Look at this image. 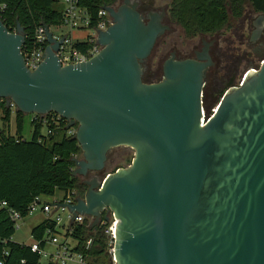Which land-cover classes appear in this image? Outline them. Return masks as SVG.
<instances>
[{
  "label": "water",
  "instance_id": "water-1",
  "mask_svg": "<svg viewBox=\"0 0 264 264\" xmlns=\"http://www.w3.org/2000/svg\"><path fill=\"white\" fill-rule=\"evenodd\" d=\"M102 7L112 24L97 29L96 55L62 66L55 52L64 35L42 23L47 45L34 70L24 64L23 26L16 21L13 32L0 19V97L76 126L74 176L102 170L117 146L134 151L129 165L90 176L75 203L53 204L90 217L91 228L110 209L116 264H264V53L241 84H225L203 123L207 44L195 58L172 53L162 78L146 82L145 61L170 30L167 10L144 20L134 0ZM256 19L264 25L263 13Z\"/></svg>",
  "mask_w": 264,
  "mask_h": 264
},
{
  "label": "trees",
  "instance_id": "trees-1",
  "mask_svg": "<svg viewBox=\"0 0 264 264\" xmlns=\"http://www.w3.org/2000/svg\"><path fill=\"white\" fill-rule=\"evenodd\" d=\"M59 0H0L5 4L2 21L7 27H15L16 21L24 28V46L30 44L35 28L46 23L50 30L62 24V9L56 7ZM256 12L264 14V0H248ZM118 0H78L90 16L93 26L97 12L103 5H116ZM245 0H170L167 17L178 24L186 37L217 34L230 29L232 21L239 20L244 14ZM54 32V31H53ZM85 45L76 42L75 47ZM146 81V80H145ZM147 82V81H146ZM12 109L0 103V121L9 122ZM208 115H209V111ZM15 113V132L11 134L0 128V201H6L7 208L18 211L22 217L27 215V206L36 196H51L55 190L62 194L74 190L77 196H83L86 186L72 174L73 157L82 154L73 134L66 129V121L58 124L50 121L46 125L42 118L32 117V134L22 136V118L24 113ZM53 113V112H51ZM48 115V114H47ZM46 126L42 135L40 127ZM76 127V126H75ZM74 127V128H75ZM7 208H0V264H38L39 256L31 252L29 244L13 239L16 228L9 218ZM42 220L31 230L33 239L42 237L46 227ZM74 250L83 254L89 263L108 264L107 242L104 225L91 228L86 218L77 224L71 232ZM91 239L89 248L85 242Z\"/></svg>",
  "mask_w": 264,
  "mask_h": 264
},
{
  "label": "rangeland",
  "instance_id": "rangeland-1",
  "mask_svg": "<svg viewBox=\"0 0 264 264\" xmlns=\"http://www.w3.org/2000/svg\"><path fill=\"white\" fill-rule=\"evenodd\" d=\"M170 0H155V8H160L161 6H166L168 8ZM56 7L62 9L63 4L61 0L58 1ZM244 14L237 20L232 21L233 25L230 29H224L217 34H209L205 37V41L210 39H215L214 45L212 46L213 58L215 60V67L210 70L207 82L203 88V109L205 115H209L215 109L217 103L219 102L222 94L224 93L226 86L225 84L229 81V75L227 72V66L232 63L236 64L239 68L233 79V85H237L243 78L244 74L249 70L258 69L260 66L261 55L264 53V45L260 47L259 43H249L251 33L253 31V22L259 15L251 6L248 0L244 2ZM170 25V30L165 32L157 40L155 47L146 59L145 65H147L145 80L147 82H157L159 76H162V64L165 59L168 58L169 53L172 49H176V54L181 58L191 54L193 49H199L201 46V38L199 35L195 37H186L182 28L173 22L168 21ZM56 35H62L67 33L68 36L73 41H84L89 34V31L85 28H75L70 31V29L61 24L57 27H52ZM250 39V40H249ZM255 48H260L259 52H255ZM245 52V53H244ZM151 69L154 73L148 71ZM218 71L217 84H215L214 72ZM229 74V73H228ZM12 109L9 122H1L0 127L5 128L6 131L13 134L15 132V113ZM34 113H26L22 118V136L24 138H29L32 134L33 127L31 125V119ZM40 134L44 135L47 133L46 126L42 125L39 129ZM134 155L132 148L127 146H117L108 153V158L105 167L98 171V178H102L108 172H114L119 167H124L130 164L131 159ZM78 158H81L79 156ZM80 179V176L77 175ZM81 180V179H80ZM63 197V194L55 190L54 194L51 196H41L42 201L52 203L53 201H59ZM55 215H59L62 219L61 226L57 229V234L59 239L64 238V228L67 223V210L57 209L54 212ZM44 215L40 212L39 208H36L32 213L26 215L19 220L18 225H16V230L13 238L20 243L29 244L32 241L31 230L37 224L43 220ZM69 244L73 245L74 241L69 240ZM47 249H51L47 245Z\"/></svg>",
  "mask_w": 264,
  "mask_h": 264
},
{
  "label": "built area",
  "instance_id": "built-area-1",
  "mask_svg": "<svg viewBox=\"0 0 264 264\" xmlns=\"http://www.w3.org/2000/svg\"><path fill=\"white\" fill-rule=\"evenodd\" d=\"M62 7V24L67 26L70 31L75 28H85L89 31L88 36L84 41L83 48L75 47V43L79 41H73L68 36L67 33L62 35H56L53 32V37L57 39L61 38L64 35V39L62 43L59 45L58 50L55 52L59 63L62 66L77 64L79 62H85L89 60L92 56L96 55L101 49V45L97 43V35L99 30H106L109 25L112 24V18L110 14L101 7L95 19L93 26H90V16L87 11L78 4V0H61ZM5 8V4L0 2V19L2 20L3 10ZM7 27V26H6ZM10 31H15V27H7ZM50 29V28H49ZM97 29H99L97 31ZM47 45L46 36L44 33L43 25H38L34 32L33 37L29 45L22 46L21 52L24 59V64L29 70H34L38 67V65L43 61L41 57L44 53L45 46ZM263 62V59L260 60V64ZM259 64V65H260ZM255 70V69H253ZM248 72H246L242 78V80L237 84H241L244 77ZM5 102L4 98L0 97V103ZM11 109L15 110V105L12 101L9 102V106ZM214 111V110H213ZM48 114V115H47ZM43 116L38 114H34V118L36 115L42 118L44 125L50 121L53 124H58L60 119H64L56 113H47ZM203 109H202V118L204 123V117H206ZM65 120V119H64ZM67 123V120H65ZM67 125V124H66ZM75 127V126H74ZM70 127L68 129L69 134H73L75 132V128ZM47 132H50L47 130ZM76 200V193L74 190L66 191L63 194V197L59 201H53L52 203L42 201L41 196H36L30 204L27 206V215L32 213L36 208H39L40 212L44 215L43 220L47 221L48 226L46 227L43 235L39 239H33L29 243V248L31 252L36 253L39 256L38 264H95L89 263L86 257L74 250L75 243L73 245L69 244V240L71 239V232L73 231V227L77 224H82L84 220L87 218L89 223H91L90 217H85L84 215L77 214L72 219V214L68 211L67 205L61 206L53 203H66L73 204ZM0 208H7L6 201H0ZM57 209H66L67 210V223L64 226V238L63 240L59 239L57 234L58 227L61 226L62 219L59 215H55L54 212ZM7 212L9 218L13 221L14 227L18 225L20 219H22V215L11 208H7ZM102 218L98 224V227L104 225V232L107 235V250L106 253L108 255V264H116L114 254H113V243L115 239L116 232V218L114 217L113 212L110 209H104L102 211ZM104 216L108 217V220L104 219ZM47 245L51 247V249H47ZM91 245V239L89 238L84 247L89 248Z\"/></svg>",
  "mask_w": 264,
  "mask_h": 264
},
{
  "label": "flooded vegetation",
  "instance_id": "flooded-vegetation-1",
  "mask_svg": "<svg viewBox=\"0 0 264 264\" xmlns=\"http://www.w3.org/2000/svg\"><path fill=\"white\" fill-rule=\"evenodd\" d=\"M134 1H136L137 2V9H138V11H140V13H142L143 14V16H144V20H147V15H148V12L149 11H159V10H161L162 8H164V9H166V6L164 5V6H161L160 8H155V0H134ZM120 3H122V0H118V2H117V4L116 5H118V4H120ZM168 17H167V14L163 17V19H162V22L163 23H168ZM253 25V31H252V33H251V40H250V42L249 43H256V42H258L259 43V45H260V47H263V45H264V25L263 24H260L259 25V20H255L254 21V23L252 24ZM169 31V30H168ZM167 32V31H166ZM165 33V32H164ZM163 33V34H164ZM162 34V35H163ZM206 36H208V35H199V37L201 38V46L199 47V49H193V51L191 52V54H189V55H187V56H185L184 58H195V52L196 51H201L202 49H203V47H205V44H207V52H208V54L210 55V57H211V59H212V61H213V64L208 68V70H207V78H208V75H209V72H210V70L211 69H213L214 67H215V65H216V63H215V60H214V58H213V51H212V46L214 45V42L216 41L214 38L213 39H210L209 41H205V37ZM159 39V38H158ZM157 39V40H158ZM157 42V41H156ZM156 44V43H155ZM154 47H155V45H154ZM154 49V48H153ZM260 49V48H259ZM259 49L258 48H255L254 49V51L255 52H259ZM153 51V50H152ZM176 52H177V50L176 49H172L171 51H170V53H169V57L168 58H170L171 56H172V53H173V57L175 58V59H180L181 57L180 56H178L177 54H176ZM152 53V52H151ZM245 53V52H244ZM167 58V59H168ZM166 60V59H165ZM227 64H229L228 66H227V69L228 68H230V71L229 72H227V75H229V81L228 82H233V79L235 78V74H236V72H237V70H238V66L236 65V64H232V63H227ZM146 66V69H147V65H145ZM146 69H145V73H146ZM148 71H151L150 73H154L151 69H149ZM144 73V78H145V74ZM229 73V74H228ZM218 71L216 70L215 72H214V77H215V84L214 85H216L217 84V77H218ZM162 78V76H159L158 78H157V80L158 79H161ZM206 78V79H207ZM207 82V81H206ZM206 84V83H205ZM98 171H92V172H89L86 176H81V175H79L80 176V179H81V182L86 186V188H87V185H86V183H85V181L86 180H88L89 178H90V176H95L96 178L98 177ZM86 190V189H85Z\"/></svg>",
  "mask_w": 264,
  "mask_h": 264
},
{
  "label": "crops",
  "instance_id": "crops-1",
  "mask_svg": "<svg viewBox=\"0 0 264 264\" xmlns=\"http://www.w3.org/2000/svg\"><path fill=\"white\" fill-rule=\"evenodd\" d=\"M0 123H1V121H0ZM1 126V125H0ZM1 128V127H0ZM42 221V220H41ZM14 239V238H13ZM15 240V239H14ZM15 241H17V240H15ZM18 242V241H17Z\"/></svg>",
  "mask_w": 264,
  "mask_h": 264
},
{
  "label": "bare ground",
  "instance_id": "bare-ground-1",
  "mask_svg": "<svg viewBox=\"0 0 264 264\" xmlns=\"http://www.w3.org/2000/svg\"><path fill=\"white\" fill-rule=\"evenodd\" d=\"M116 222H117V220H116Z\"/></svg>",
  "mask_w": 264,
  "mask_h": 264
}]
</instances>
